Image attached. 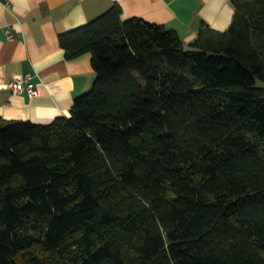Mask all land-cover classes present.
<instances>
[{
	"label": "trees",
	"instance_id": "trees-1",
	"mask_svg": "<svg viewBox=\"0 0 264 264\" xmlns=\"http://www.w3.org/2000/svg\"><path fill=\"white\" fill-rule=\"evenodd\" d=\"M179 33L114 4L60 35L96 79L0 118V264H264V0Z\"/></svg>",
	"mask_w": 264,
	"mask_h": 264
},
{
	"label": "crops",
	"instance_id": "crops-1",
	"mask_svg": "<svg viewBox=\"0 0 264 264\" xmlns=\"http://www.w3.org/2000/svg\"><path fill=\"white\" fill-rule=\"evenodd\" d=\"M114 4L122 7L124 20L141 17L162 24L176 30L186 44L197 38L203 23L228 29L235 13L230 0H0V118L48 124L69 116L75 99L92 89L96 71L90 53L66 58L60 35ZM9 26L12 39L6 33ZM27 73L37 95L15 93L9 86L15 76Z\"/></svg>",
	"mask_w": 264,
	"mask_h": 264
},
{
	"label": "built area",
	"instance_id": "built-area-1",
	"mask_svg": "<svg viewBox=\"0 0 264 264\" xmlns=\"http://www.w3.org/2000/svg\"><path fill=\"white\" fill-rule=\"evenodd\" d=\"M5 6L8 9L12 8L10 1H7L5 3ZM6 33H7L8 39H12L14 37L13 27L9 26L6 29ZM32 78L33 76L30 73L15 76L9 83V86L14 90L15 93H20V92L27 90V92L30 95L32 96L37 95L38 89L36 87V84L32 81Z\"/></svg>",
	"mask_w": 264,
	"mask_h": 264
}]
</instances>
